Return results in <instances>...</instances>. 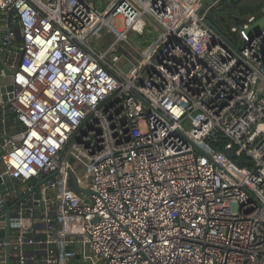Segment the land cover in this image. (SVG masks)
<instances>
[{
	"label": "built area",
	"instance_id": "2783aa9c",
	"mask_svg": "<svg viewBox=\"0 0 264 264\" xmlns=\"http://www.w3.org/2000/svg\"><path fill=\"white\" fill-rule=\"evenodd\" d=\"M100 1L0 0V124L22 127L2 129L0 176L24 193L57 172L43 210L5 219L19 195L0 192V264H264V29L248 33L264 8L227 42L204 22L222 0ZM150 31L119 69L117 46Z\"/></svg>",
	"mask_w": 264,
	"mask_h": 264
},
{
	"label": "water",
	"instance_id": "95a60500",
	"mask_svg": "<svg viewBox=\"0 0 264 264\" xmlns=\"http://www.w3.org/2000/svg\"><path fill=\"white\" fill-rule=\"evenodd\" d=\"M212 1L213 0H207L204 3L203 7L210 6L212 4ZM229 2L231 4V6H236L237 14L239 16H242V17L257 13L261 9L264 8V5H260V4H242L241 0H229ZM197 15L198 16L200 15V10L197 12ZM221 20H224V19L221 18ZM204 22L216 34L221 36L222 39L229 42V40L226 36V34L229 32V26L228 25L225 26V31L223 32L209 18H205ZM18 38H19V36H18ZM11 81H12V79L8 76H7V78L6 77L2 78V74L0 72V105L2 103H6L8 100L7 93L10 92L12 88L10 86L5 88L4 86L6 84H10ZM21 128L22 127H21L20 123L16 122L17 131H20ZM7 140H8V136H4L2 134V130H0V155L8 150V146L6 145ZM218 151L222 152V154L227 159L232 161L238 167H242L244 165L250 166V162H244L242 156L237 155L234 148H222V149L218 148ZM68 174H69L68 187L72 192H77V193L86 194V195L92 194V192L90 190L80 188L77 185L76 178L70 171H68ZM56 175H57V172H53L47 176H42L39 180L34 182V184L29 188V190H27L26 192H24L22 194H18L19 195L18 199L16 200V202L14 204H11V205H9V206H7L1 210V213L5 214V216H6L5 219L9 218L10 213H11L10 211L14 208V206H16L17 204H19L20 202H22L25 199L34 200L33 204H34L35 210H43L45 208V206H44L43 201L41 200V186L46 184L47 182L51 183L52 179ZM17 183H18L17 180H11L7 174H1V176H0V192L4 195L8 194V193L17 192L15 189V186L17 185ZM24 216H28V212H26V214ZM9 234H10V228H9L8 223L6 222L5 230L0 231V238H3L5 236L6 241H8ZM76 248H78V246H76ZM6 249H7V254H8V247H6Z\"/></svg>",
	"mask_w": 264,
	"mask_h": 264
},
{
	"label": "rangeland",
	"instance_id": "374dc122",
	"mask_svg": "<svg viewBox=\"0 0 264 264\" xmlns=\"http://www.w3.org/2000/svg\"><path fill=\"white\" fill-rule=\"evenodd\" d=\"M247 1H251V3L255 2V0H247ZM258 1V0H256ZM99 4H103L104 0H101ZM258 4V3H257ZM229 4H224L223 6L220 7L219 9V13L222 16V18H224L225 22H219V20L217 19V16H215L213 19L216 22V24L220 27V29L224 32L225 31V24L227 25H234L233 24V9L234 7L232 6H227ZM254 16L256 17L255 21L253 23H251L249 25V30L248 33L250 35L256 34L258 32H260L262 29H264V16L262 15V10L260 13L254 14ZM239 17V16H238ZM242 19V22H245V16L244 17H240ZM117 27H120V24L117 25ZM156 37H160V34L157 33H153L152 31L147 32V34L145 35V37H140L137 36L134 33H128L127 34V41L129 42V44L127 43H120L117 46L118 49V55H123V58L121 59V61L118 64V68L121 69L122 66L125 63V58L130 59L131 61H133L135 63V59L139 60L141 59V57L137 54H134V56H132V46L137 47L142 54H146L148 51H150V49L152 48L153 44L156 42ZM114 40L113 35L108 36L103 42L99 41L98 45H96L95 40L91 43V45L96 48V50H104L112 41ZM125 57V58H124ZM111 57L108 56L107 60L110 62ZM0 72H1V65H0ZM6 74H9L8 72H6ZM0 119H1V112H0ZM3 129V125L0 124V130ZM0 168H1V164H0ZM16 191L18 192V194H22L21 192V187L20 186H16Z\"/></svg>",
	"mask_w": 264,
	"mask_h": 264
},
{
	"label": "crops",
	"instance_id": "0c3cea01",
	"mask_svg": "<svg viewBox=\"0 0 264 264\" xmlns=\"http://www.w3.org/2000/svg\"><path fill=\"white\" fill-rule=\"evenodd\" d=\"M5 120V124L3 125V130L7 133V134H13L17 131L16 129V121L14 120L13 116L10 113H5L4 116L2 117ZM1 120V119H0ZM35 181L31 182V185L34 184ZM77 195H80V193H77ZM17 198L15 196V194H11L9 196V201H8V206L11 204H14L16 202Z\"/></svg>",
	"mask_w": 264,
	"mask_h": 264
},
{
	"label": "flooded vegetation",
	"instance_id": "af4514ba",
	"mask_svg": "<svg viewBox=\"0 0 264 264\" xmlns=\"http://www.w3.org/2000/svg\"><path fill=\"white\" fill-rule=\"evenodd\" d=\"M241 3L242 4H257V1L255 0V2H253V3H251V1H247V0H241ZM232 7H234V9H233V15H234V17L235 16H239L238 14H237V12H236V6H232ZM215 16H217V19L220 21L221 20V18H222V16L220 15V13H219V11H217L216 12V10L215 11H212L211 12V14L208 16V18L211 20V21H213V23H215V25L220 29V27L216 24V22L214 21V17ZM224 19V18H223ZM222 22H225V20H221ZM227 24H225V26H226ZM225 26H224V28H225Z\"/></svg>",
	"mask_w": 264,
	"mask_h": 264
},
{
	"label": "trees",
	"instance_id": "16d2710c",
	"mask_svg": "<svg viewBox=\"0 0 264 264\" xmlns=\"http://www.w3.org/2000/svg\"><path fill=\"white\" fill-rule=\"evenodd\" d=\"M257 3L260 4V5H264V0H258ZM224 4H229L227 6H231L229 0H222V1L219 2V4L217 5V7L213 9V11H215V10H216V12L219 11L220 7L223 6ZM240 17H242V16H239V17L238 16H235L233 18L234 19L233 20V24L234 25H239V24L242 23V19ZM219 22H222V21L220 20Z\"/></svg>",
	"mask_w": 264,
	"mask_h": 264
},
{
	"label": "clouds",
	"instance_id": "9594fccd",
	"mask_svg": "<svg viewBox=\"0 0 264 264\" xmlns=\"http://www.w3.org/2000/svg\"><path fill=\"white\" fill-rule=\"evenodd\" d=\"M221 30V29H220Z\"/></svg>",
	"mask_w": 264,
	"mask_h": 264
}]
</instances>
